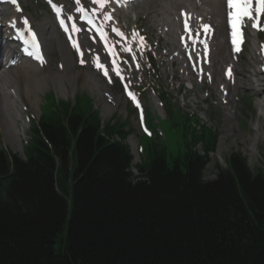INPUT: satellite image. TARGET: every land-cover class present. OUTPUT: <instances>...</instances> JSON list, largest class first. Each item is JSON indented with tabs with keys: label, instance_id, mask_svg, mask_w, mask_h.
Masks as SVG:
<instances>
[{
	"label": "trees",
	"instance_id": "1",
	"mask_svg": "<svg viewBox=\"0 0 264 264\" xmlns=\"http://www.w3.org/2000/svg\"><path fill=\"white\" fill-rule=\"evenodd\" d=\"M181 124L134 164L125 124L51 95L23 157L0 145V264H264V171L233 153L207 180L218 136Z\"/></svg>",
	"mask_w": 264,
	"mask_h": 264
},
{
	"label": "rangeland",
	"instance_id": "2",
	"mask_svg": "<svg viewBox=\"0 0 264 264\" xmlns=\"http://www.w3.org/2000/svg\"><path fill=\"white\" fill-rule=\"evenodd\" d=\"M161 1L141 0L133 8L131 6L126 12H120L118 15L123 27L128 28L129 31L132 29L139 31L142 44L136 48L134 56L128 57V63H125V67L127 79L130 80L132 88L140 96L145 108L146 124L151 129V134L156 140L163 139L169 150L176 153L179 142L182 141L183 125L181 121L189 117L192 121H198L201 126L211 128L218 136L216 151L209 156L210 161L205 171L207 180L216 179L219 169L228 167V159L233 153H240L245 157L252 171H264V115H260L257 105L259 96L254 95L253 89L250 90L249 79H245L244 74H237L234 71V77L241 80L242 83H239L240 87L233 93V107L231 104L222 103L220 92L212 87L207 73H205L204 80H202L201 74L195 69L191 70L189 77L193 83V88L190 89L188 75L181 74L179 69L181 64L176 55L179 52L178 33L174 34L172 30H168L167 33L162 34L161 22L158 21V10L161 7ZM21 2L24 7V14L31 17L36 28L39 29L48 21L52 25L53 44L49 48H45L48 62L43 67L42 74L50 71H64L67 64L63 62V51V53L70 55L74 65L72 69L74 72H78L80 77L76 81V85L66 82L63 89L57 86L58 89L49 80L37 93V109H32L25 99L27 108L20 112L19 119L14 125L13 131L17 132L15 136L7 134L8 128L0 116V145L23 157L26 144L30 138L31 123L33 120L37 121L42 115L46 108V102L51 101V95H54L58 100L74 102L78 95L86 94L92 98L93 107L100 112L103 120L119 121L125 124L126 130L130 131L127 142L134 154V163L140 162L143 152L140 148L143 131L139 125L135 108L129 99L125 97L122 86L117 80H105L93 69L90 63V50L95 47L94 44L83 39L85 55L82 59L83 63L78 61L73 50L67 46L64 38L55 29L54 21L43 1L21 0ZM175 7L174 14L172 12L167 13L170 10L168 7L161 10V15L166 12L165 14L171 16L172 23H175L179 18L176 15H178L177 12L180 6ZM223 12L222 19L225 20L224 3ZM153 16H156L157 19L154 20ZM166 16H162L163 19H166ZM224 24H226V20ZM251 35L253 36L249 38L250 35L248 34V42L244 51L235 58L239 68L249 67L252 56L258 57L259 55V42L264 41V31L257 33V40L255 33H251ZM218 40H223L225 48L229 49L226 42V31L224 37H218ZM181 55H183V52H181ZM215 63L214 68H217L220 76L223 77L221 64ZM261 64H264V61L259 62L258 65H252L251 70H260L259 65ZM2 70L0 69V72ZM244 73L248 74L249 70L246 69ZM82 76H92L96 82L105 86V90L103 92L102 90H92L91 87L85 84ZM106 93H109L110 97ZM263 97L264 94L260 96V98ZM13 101L20 105L22 100L15 97ZM260 101L262 102V100ZM105 106L113 108V110L107 112ZM20 107L22 106L20 105ZM228 109H232L233 116L232 114L226 116V113L229 112ZM226 117H231V134L227 138L225 137V127H227L229 121H225ZM151 124L155 125L153 128L156 131L151 128ZM253 126H259L258 139L252 129ZM16 135L20 138L16 139ZM239 137L241 139H238Z\"/></svg>",
	"mask_w": 264,
	"mask_h": 264
},
{
	"label": "bare ground",
	"instance_id": "3",
	"mask_svg": "<svg viewBox=\"0 0 264 264\" xmlns=\"http://www.w3.org/2000/svg\"><path fill=\"white\" fill-rule=\"evenodd\" d=\"M177 5L181 8L179 9V13L181 11H186L188 17L186 19H183L179 16V18H177V21L175 23H172L170 18L171 16H169L168 14H170L171 12L172 14H174L176 9L175 6ZM165 7H168L170 10L167 12L168 14H165V12L163 13V15H161V10ZM158 11V21L161 22L162 34H164L168 30H172L174 34L180 32L179 42L180 37L184 34L183 25L186 22H189L192 25L193 38L188 40L189 44L186 48H189V51H191L194 55L196 67L198 68V66L201 65L200 67L203 68V73H207L208 75L212 76L211 78H209L211 85L213 88L217 89L220 92V98L223 104H231L232 107L234 106L233 93L237 90L238 87H240L239 83H242L241 80L236 78H234V81H232V76L229 81L224 79L227 68H233L235 73L244 74L245 79H249L248 84L250 85V90L253 89L252 92L254 93V95L259 96V98L257 99V105L260 111V115H264V97L260 98V96L264 94V73L263 71L257 69L253 71L251 70L252 65H258L259 62L264 61V59L262 57L258 58L257 56H252L251 61L249 62L250 65H248L249 67H237L238 62L233 57L232 51L227 49V47L225 48L223 40H218V37H224V33L227 29L226 24H224V21L226 19H222V15L224 13L222 0H162L161 7ZM165 15H167L166 19H163L162 16ZM22 16L24 15L22 14ZM20 17L21 15H16L15 18L18 19ZM153 18L154 20L157 19L156 16H153ZM164 20L166 21L164 22ZM49 23L50 22L48 21L47 23L39 27L45 44V48H49L53 44L52 25ZM205 25L207 26L206 28L204 27ZM204 29H208V34L206 37L209 39L211 46L209 58H205L204 55L199 57V44L194 43L196 39L200 41V39L204 36ZM194 46H197L195 50H193ZM180 48L183 49V47H179V50ZM176 55L178 56L181 64L179 67L180 73L183 75H188V82L191 84V80L189 77V66L185 64L179 52L176 53ZM62 58L63 62L67 64V66L64 68V71H50L49 73L42 74V63H33L28 61V59L14 57V60H16L15 64L6 66L2 70V72H0V116L6 127L8 128L7 134L13 136L17 134L15 130L13 131V128L19 119L20 112H22L23 109L27 108L25 99L29 102V106L32 109H37V93L48 83L49 80H51L56 87L58 86L62 89L66 82L76 85V81L78 80L80 75L78 72L73 71L72 67H74V65L70 59V55H68L67 53H63L62 51ZM216 59L217 62L215 63ZM214 63L221 64L223 68V77L220 76L218 69L214 68ZM259 66H264V64H261ZM246 69L249 70L248 74L244 73ZM82 78H84L85 84L88 85V87H91L92 90H102V92L103 90H105V86H102L100 83L96 82L92 78V76H82ZM254 90H256L258 93ZM15 97L22 100L20 104L22 107H20L17 102L13 101V98ZM260 100H262V102ZM105 107L107 108V106ZM112 110L113 108L106 109L107 112H110ZM228 111L229 112L226 113V116L228 114H232L233 116L232 109H228ZM230 118H225V121H229V124H227V127H225L226 138L231 134ZM252 129L254 130L256 138L258 139L259 126H253ZM19 138L20 137L16 135V139ZM238 139H241V137H239ZM238 139H236V141H238ZM251 148L250 150H252Z\"/></svg>",
	"mask_w": 264,
	"mask_h": 264
},
{
	"label": "snow or ice",
	"instance_id": "4",
	"mask_svg": "<svg viewBox=\"0 0 264 264\" xmlns=\"http://www.w3.org/2000/svg\"><path fill=\"white\" fill-rule=\"evenodd\" d=\"M253 2L255 3V12L257 14L255 17L252 16ZM12 3L15 4L16 0H12ZM77 3H79V0H77ZM227 3L230 9L235 10L234 12L232 11L229 12V17H230V23L233 28V32H232L233 44L237 45L236 50L238 51L239 50L238 48L239 37L241 36L238 25L240 24L241 20L244 17H247L255 21L253 23V27H259V24H258L259 18L262 14H264V0H227ZM25 23H27L26 20H25ZM204 27L206 28L207 26L205 25ZM32 39H33L34 46L38 49L39 44L36 42L35 33H32ZM125 50L130 51V49H125ZM81 62L83 63V61ZM97 67L103 68V65L97 64ZM115 70L118 71V69H115ZM104 74L107 75V71H105ZM228 75L231 76V68L228 69ZM129 95L135 101L136 99L135 96L131 93H129ZM137 107H139L138 102H137Z\"/></svg>",
	"mask_w": 264,
	"mask_h": 264
},
{
	"label": "clouds",
	"instance_id": "5",
	"mask_svg": "<svg viewBox=\"0 0 264 264\" xmlns=\"http://www.w3.org/2000/svg\"><path fill=\"white\" fill-rule=\"evenodd\" d=\"M30 127H31V126H30ZM3 148H5V150H6L8 153H14V152H12V151L7 150V148H6L5 146H3Z\"/></svg>",
	"mask_w": 264,
	"mask_h": 264
}]
</instances>
